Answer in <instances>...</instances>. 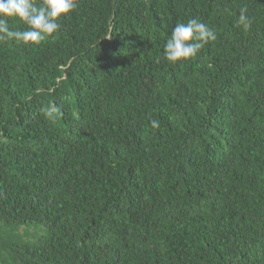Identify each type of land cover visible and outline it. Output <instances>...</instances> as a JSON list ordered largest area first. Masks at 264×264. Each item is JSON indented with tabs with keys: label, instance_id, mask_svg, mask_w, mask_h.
Segmentation results:
<instances>
[{
	"label": "trees",
	"instance_id": "16d2710c",
	"mask_svg": "<svg viewBox=\"0 0 264 264\" xmlns=\"http://www.w3.org/2000/svg\"><path fill=\"white\" fill-rule=\"evenodd\" d=\"M193 18L216 39L167 61ZM58 23L0 43V264H264V0H79Z\"/></svg>",
	"mask_w": 264,
	"mask_h": 264
},
{
	"label": "clouds",
	"instance_id": "9594fccd",
	"mask_svg": "<svg viewBox=\"0 0 264 264\" xmlns=\"http://www.w3.org/2000/svg\"><path fill=\"white\" fill-rule=\"evenodd\" d=\"M78 6L79 0H42L39 6L34 0H0V43L14 40L39 44L56 33L60 28L58 21ZM246 12V8H241L239 22L250 27ZM8 18H16L27 27L12 30ZM215 39V32L196 18L177 23L165 44V58L171 63L194 59L206 44ZM152 124L158 126L156 121Z\"/></svg>",
	"mask_w": 264,
	"mask_h": 264
},
{
	"label": "rangeland",
	"instance_id": "374dc122",
	"mask_svg": "<svg viewBox=\"0 0 264 264\" xmlns=\"http://www.w3.org/2000/svg\"><path fill=\"white\" fill-rule=\"evenodd\" d=\"M33 230H36V229H30L28 234H29V235H30V234H36L35 231H33ZM33 232H34V233H33ZM13 234L15 235V237H17V236H21V237H22L23 239H25V240L28 239V237H29L28 234H26V235L23 234V230H22L21 228H19V229H18L17 231H15Z\"/></svg>",
	"mask_w": 264,
	"mask_h": 264
}]
</instances>
